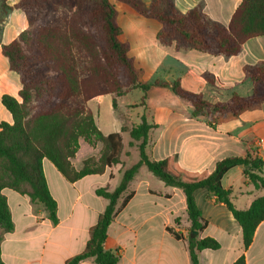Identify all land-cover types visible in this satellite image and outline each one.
<instances>
[{
  "label": "trees",
  "instance_id": "obj_1",
  "mask_svg": "<svg viewBox=\"0 0 264 264\" xmlns=\"http://www.w3.org/2000/svg\"><path fill=\"white\" fill-rule=\"evenodd\" d=\"M134 9L141 16L157 21V40L164 47L177 51L196 50L212 56L238 55L250 39L264 36V0H240L228 26L212 21L201 6L182 13L173 0H115ZM3 10H20L28 27L9 44H2V55L9 69L19 75L22 89L19 99L3 95L1 103L12 116V124L0 122V228L4 233L14 230L5 188L28 196L31 203L41 205L53 225L58 224V203L52 196L43 169L50 161L69 183L90 175H100L109 167L120 164L125 152L121 132L137 142L138 163L123 171L119 186L96 189V195L108 201L105 211L90 229L85 249L66 261L80 264L93 259L94 264H119L118 251L105 249L108 230L118 213V202L127 192L140 167L147 169L167 186L182 189L186 196L191 231L202 232L206 223L196 203L195 194L204 189L232 212L242 228L247 250L254 240L257 227L264 221V196L249 209L237 210L230 192L222 186L224 175L236 166L244 167V175L257 188L264 189V160L259 156L228 157L218 162L211 173H191L182 169L175 157L153 160L147 154L150 133L156 127L143 115L137 125L124 121L122 131L105 135L97 126L88 102L98 96L111 95L113 108L118 98L141 90V107L148 106L152 87L170 90L188 102L193 117L204 119L211 126L236 120L247 112L258 111L264 104V62L245 66V78L252 84V93H233L226 102L211 103L201 93L186 90L180 80L153 84L142 83V70L129 54V45L122 42V27L117 21V8L112 0H19L10 6L0 0ZM204 80L215 86L209 74ZM83 138L91 146L102 143L100 157L84 161L76 170L72 159ZM133 194L122 202L125 207ZM178 219H176V222ZM175 238L182 236L168 229ZM0 264H5L1 258ZM192 264H200L198 252L217 250L213 238L190 237L188 242ZM234 264H246L242 255Z\"/></svg>",
  "mask_w": 264,
  "mask_h": 264
},
{
  "label": "crops",
  "instance_id": "obj_2",
  "mask_svg": "<svg viewBox=\"0 0 264 264\" xmlns=\"http://www.w3.org/2000/svg\"><path fill=\"white\" fill-rule=\"evenodd\" d=\"M142 1L147 6L151 2ZM173 1L182 13L201 6L212 21L223 26L229 25L240 5V0ZM16 3L17 0H8L10 6ZM115 5L117 21L123 29L121 41L128 43L130 56L142 70V83L180 80L186 90L201 93L204 98L209 94L213 98L211 103L226 102L233 93L241 96L252 93V84L245 78L243 69L264 62V36L248 40L241 52L231 57L212 56L196 50L177 51L174 45L164 47L159 44L160 24L157 21L139 15L126 4L115 2ZM27 27L25 15L23 17L19 10L10 11L0 42V104L5 94L19 99L22 89L19 75L9 69L8 60L2 55L1 45L12 42ZM206 74L213 77L215 86L204 80ZM132 92L118 98V110L113 109L116 117L109 111L107 120L100 106L98 117L100 120L103 114L104 127L111 128L104 132L108 135L121 132L124 121L130 125L139 124L132 120V111L138 121L145 115L156 125L147 147L151 159L175 157L178 165L191 173H211L218 162L228 157L251 155L264 160V104L260 110L244 113L234 121L211 126L204 119L193 117V108L188 102L168 89L152 87L147 108L139 105L129 108L127 101L122 103ZM108 96L111 95L95 97L88 106L91 102L99 105ZM91 111L102 130L92 108ZM8 114L5 122L12 124V116ZM121 135L129 156L123 155L120 164L107 168L103 174L69 183L50 161H43L49 190L58 203L57 225H53L44 208L31 203L28 196L8 188L2 190L14 224L12 232L2 234L1 258L5 264H66L68 259L85 249L90 229L108 205L106 199L96 195V189L115 190L123 171L139 161L137 142L127 132H121ZM126 136H129L127 141ZM79 143L80 149L72 159L76 170L83 168L85 160L98 159L103 148L102 143L91 146L83 138ZM222 186L230 192L231 202L237 210L249 209L256 199L264 196V189L257 188L246 178L242 166L229 170L222 178ZM130 193L132 198L121 208ZM195 198L206 223L205 229L198 233V239L210 237L220 244L217 250L198 252L200 264H234L242 255L246 264H264V221L257 227L253 243L246 250L242 228L227 206L218 203L216 197L204 189L198 190ZM117 208L105 249L118 251L121 255L119 264H192L188 248L191 222L182 189L167 186L142 166ZM168 229L181 235L182 239L175 238ZM80 264H94V260L86 259Z\"/></svg>",
  "mask_w": 264,
  "mask_h": 264
},
{
  "label": "rangeland",
  "instance_id": "obj_3",
  "mask_svg": "<svg viewBox=\"0 0 264 264\" xmlns=\"http://www.w3.org/2000/svg\"><path fill=\"white\" fill-rule=\"evenodd\" d=\"M10 1H13V0H9V2ZM19 0H17V2H18ZM113 2H114V4H115V2H117V1H115V0H112ZM120 3V2H119ZM124 4V3H123ZM130 7V6H129ZM19 12H20V14L24 17V14H23V12H21L20 10H19ZM9 14H10V10H3L2 9V7H1V2H0V42H1V35H2V31H3V29H4V25H5V22H6V20H7V18L9 17ZM140 15V14H139ZM120 40H121V38H120ZM129 54H130V51H129ZM140 96V97H139ZM141 96H142V92L140 91V90H136V91H133L132 93H131V95H129L127 98H125V100H123V102L122 103H124V101H127V103L129 104V108H133V107H135V106H138V105H140V101H141ZM206 97H205V99L206 100H208V101H211L213 98L209 95V94H206L205 95ZM90 109L92 108L93 110H94V112H95V117L97 118V120H98V122H99V124H100V127L102 128V132L104 133V132H109L108 130L109 129H111V128H109V127H104V125H103V122H102V117H104L103 116V114H105V116H106V119L108 120V118H109V111H111V113H112V115H116V113L115 112H113V98L111 97V96H108L107 98H105V99H103V101L102 102H100V104L99 105H97L95 102H91L90 103ZM99 106L101 107V112H103V114L101 115V119L99 120V117H98V108H99ZM0 121H5V120H7V117H8V112H7V110L2 106V104H0ZM122 114V113H121ZM131 115H133V117H132V120L134 121V122H138V123H140V121H138V119H136V117H135V114H134V112L132 111L131 112ZM116 117V116H115ZM141 119V118H140ZM128 125H130V123L128 122ZM113 130V129H112ZM105 134V133H104ZM129 139V136H126V141ZM86 152H85V150L83 151V155L85 154ZM3 234V229H1L0 228V236Z\"/></svg>",
  "mask_w": 264,
  "mask_h": 264
},
{
  "label": "water",
  "instance_id": "obj_4",
  "mask_svg": "<svg viewBox=\"0 0 264 264\" xmlns=\"http://www.w3.org/2000/svg\"><path fill=\"white\" fill-rule=\"evenodd\" d=\"M197 235H198V232H196V231L190 232V237H196Z\"/></svg>",
  "mask_w": 264,
  "mask_h": 264
}]
</instances>
